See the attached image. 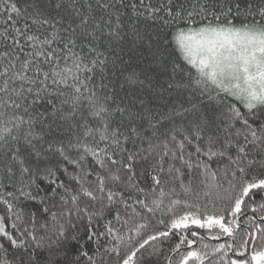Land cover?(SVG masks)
I'll use <instances>...</instances> for the list:
<instances>
[{
  "label": "snow or ice",
  "instance_id": "1",
  "mask_svg": "<svg viewBox=\"0 0 264 264\" xmlns=\"http://www.w3.org/2000/svg\"><path fill=\"white\" fill-rule=\"evenodd\" d=\"M0 264H264V0H0Z\"/></svg>",
  "mask_w": 264,
  "mask_h": 264
}]
</instances>
